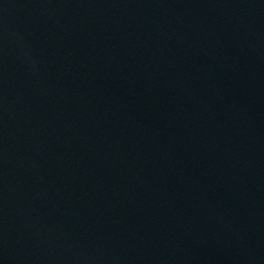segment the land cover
Instances as JSON below:
<instances>
[{
    "label": "water",
    "instance_id": "1",
    "mask_svg": "<svg viewBox=\"0 0 264 264\" xmlns=\"http://www.w3.org/2000/svg\"><path fill=\"white\" fill-rule=\"evenodd\" d=\"M0 264H264V0H0Z\"/></svg>",
    "mask_w": 264,
    "mask_h": 264
}]
</instances>
